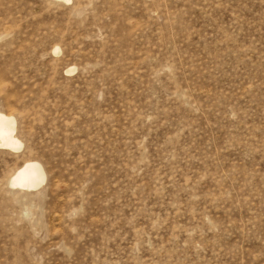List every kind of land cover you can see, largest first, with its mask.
Segmentation results:
<instances>
[{"label": "rangeland", "instance_id": "rangeland-1", "mask_svg": "<svg viewBox=\"0 0 264 264\" xmlns=\"http://www.w3.org/2000/svg\"><path fill=\"white\" fill-rule=\"evenodd\" d=\"M0 110V264H264V0H0Z\"/></svg>", "mask_w": 264, "mask_h": 264}, {"label": "bare ground", "instance_id": "bare-ground-1", "mask_svg": "<svg viewBox=\"0 0 264 264\" xmlns=\"http://www.w3.org/2000/svg\"><path fill=\"white\" fill-rule=\"evenodd\" d=\"M68 2L70 0H61ZM54 52H57L55 48ZM71 68L66 72H70ZM16 119L12 114L4 113L0 110V148L9 150H19L22 141L17 137ZM46 175L43 166L36 160H26L19 165L8 179L9 186L22 190H35L44 181Z\"/></svg>", "mask_w": 264, "mask_h": 264}]
</instances>
